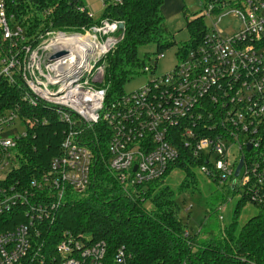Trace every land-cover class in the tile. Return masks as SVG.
<instances>
[{
	"label": "built area",
	"instance_id": "2783aa9c",
	"mask_svg": "<svg viewBox=\"0 0 264 264\" xmlns=\"http://www.w3.org/2000/svg\"><path fill=\"white\" fill-rule=\"evenodd\" d=\"M99 1L102 7L121 2ZM6 6L7 0H0V30L6 42L0 75L10 82L19 76L26 102L53 108L65 127L60 151L41 175L24 187L0 179V214L23 205L26 218L0 231V264H46L42 243L35 244V227L53 219L67 196L89 185L93 153L83 135L100 123L108 134V167L124 190L163 177L188 151L201 159L198 167L211 179L234 182L240 196L245 193L253 204L264 199V0H204L203 16L210 24L196 43L176 56L174 67L109 101L100 86L101 60L116 43L120 21L102 19L80 31L51 29L36 42L24 43L22 28L10 26L12 14ZM76 9L93 17L83 0ZM227 14L235 16L239 26L223 36L216 24ZM59 51L65 53L52 58ZM155 70V63L143 67V72ZM16 117L20 115L14 110L0 114V132ZM24 132L0 137V169ZM48 258L47 264H132L123 246L108 261L103 241L69 232Z\"/></svg>",
	"mask_w": 264,
	"mask_h": 264
},
{
	"label": "trees",
	"instance_id": "16d2710c",
	"mask_svg": "<svg viewBox=\"0 0 264 264\" xmlns=\"http://www.w3.org/2000/svg\"><path fill=\"white\" fill-rule=\"evenodd\" d=\"M78 3L80 0H7L6 8L8 15L12 14L10 26L22 28L26 37L24 43L36 42L41 33L51 29L80 31L102 19L120 21L122 27L114 33L116 43L101 60L104 75L100 86L106 91L107 101L122 95L124 85L143 71L149 54L139 56L140 46L153 44V53L159 56L175 45L161 11L164 0L110 2L103 7L102 16L97 20L78 11ZM181 11L189 40L177 48L176 56L183 55L207 29L203 15L194 13L191 18L186 7ZM5 46L0 30V57ZM23 91L19 76L15 74V81L10 82L0 75V114L14 110L20 117L33 120L18 142L16 164L3 179L5 184L18 187L28 185L48 168L50 160L60 151L61 133L65 127L53 108L27 103ZM105 127L102 123L94 125L83 135L93 153L89 185L83 192L67 196L53 219L37 223L35 227L38 232V235L34 234L35 244L38 247L42 243L41 254L46 264L51 260L48 257L53 254L56 243L66 232L103 241L108 261L123 246L132 264H264V199L254 202L258 207L257 214L237 227L238 208L249 201L243 193L233 210L232 221L216 227L218 234L202 239L198 237L201 232L212 233L206 218L221 204L218 208L211 204L199 229L191 234L179 216L174 190L161 184L168 171L177 167L185 173L179 189H188L196 182L193 167L198 166L201 159L184 151L163 177L124 190V184L108 167ZM212 180L222 192L221 202L229 198L230 191L237 192L234 182L226 185L217 177ZM211 201L213 203L212 198ZM24 209L25 206L17 205L0 214V231L26 221Z\"/></svg>",
	"mask_w": 264,
	"mask_h": 264
},
{
	"label": "rangeland",
	"instance_id": "374dc122",
	"mask_svg": "<svg viewBox=\"0 0 264 264\" xmlns=\"http://www.w3.org/2000/svg\"><path fill=\"white\" fill-rule=\"evenodd\" d=\"M204 0H164L161 7V11L165 17L166 30L168 33L173 34L175 45L162 52V56H159L154 52L155 46L151 43L142 45L138 48L139 56H143L145 53L149 54V58H145V63L148 65L156 64V70L154 73L141 71L133 79L128 81L124 85V91L126 93L133 91L134 89L142 86L148 80L154 76L161 75L171 70L176 61V51L182 43L189 40V34L185 27V20L182 14V8L186 7L189 16L192 18L194 13L196 15H203L202 4ZM83 5L92 13L95 20L99 19L103 13L102 3L99 0H83ZM215 20L214 16L210 18ZM207 25L210 21H205ZM239 26L238 19L232 14L223 15L219 22L216 24V28L223 36L231 35L235 29ZM27 128L25 120L20 117H16L14 121L4 126L0 132V137H15L19 135ZM16 151L17 149L10 150V156L6 158L7 165L0 169V179H4L7 172L13 165L16 164ZM194 176L196 182L192 184L188 189H179L184 177V172L181 168L174 167L168 171V173L162 179V185L169 186L175 192V198L179 206V216L182 222L191 234L196 233L201 225L205 216L208 215V209L211 204L218 208L212 215L206 218V225L212 226L211 234H201L198 236L202 239H208L218 234L216 227H222L228 225L232 221L233 210L240 194L238 192H229V198L223 202L222 192L218 188L217 184L204 173L200 167H193ZM213 200V203L211 201ZM221 202V203H220ZM258 207L251 203L246 202L243 206L238 208L237 227H240L248 218L257 214Z\"/></svg>",
	"mask_w": 264,
	"mask_h": 264
},
{
	"label": "water",
	"instance_id": "95a60500",
	"mask_svg": "<svg viewBox=\"0 0 264 264\" xmlns=\"http://www.w3.org/2000/svg\"><path fill=\"white\" fill-rule=\"evenodd\" d=\"M119 27H122V24H120ZM64 53H65L64 51H59V52H57L56 54H54L52 58L60 57V56H62ZM241 165H242V161H240V162L238 163L237 167H236V170H235V176L238 175V172H239V169H240Z\"/></svg>",
	"mask_w": 264,
	"mask_h": 264
}]
</instances>
